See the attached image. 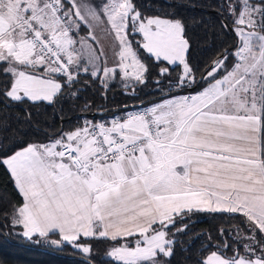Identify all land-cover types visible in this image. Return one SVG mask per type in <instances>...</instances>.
Wrapping results in <instances>:
<instances>
[{"label": "snow or ice", "instance_id": "1", "mask_svg": "<svg viewBox=\"0 0 264 264\" xmlns=\"http://www.w3.org/2000/svg\"><path fill=\"white\" fill-rule=\"evenodd\" d=\"M220 9L234 46L198 81L181 19L146 16L133 0H0V103L74 97L81 76L104 90L119 79L135 95L150 71L140 49L159 86L148 105L82 118L0 155L22 198L4 227L67 243L85 264H94L93 240L106 243L104 264H171L189 214H237L243 226L209 236L192 264H264V0ZM97 29L112 37L111 62Z\"/></svg>", "mask_w": 264, "mask_h": 264}, {"label": "trees", "instance_id": "2", "mask_svg": "<svg viewBox=\"0 0 264 264\" xmlns=\"http://www.w3.org/2000/svg\"><path fill=\"white\" fill-rule=\"evenodd\" d=\"M133 2L146 16H168L183 21L191 44L188 58L196 70L198 81L204 67L221 49L234 46V35L222 27V24L230 25L227 13H221L222 0ZM139 54L150 71L147 82L137 86L135 95H131L120 81L110 82L107 90H104L98 81L81 76L79 83L71 90L77 93L74 97L66 91L52 103H0V155L16 150L21 142H43L49 136L59 135L62 130L75 127L82 118L99 119L101 115L120 113L126 110L125 106L130 109L133 105H148L159 99V86L155 83L158 68L141 49ZM175 77L176 72H173L171 77L162 80L161 86L167 89L169 81H174ZM199 87L198 83L183 93L196 91ZM177 91L180 90L173 88V92ZM21 199L8 171L0 168V264H85V255L67 243L55 247L39 236L27 240L11 227H4L6 221L3 213L11 211V206ZM185 222L188 228L178 236L179 242L171 264H192L202 244L209 242V236L212 241L215 238L221 241L217 229L226 231L233 225L243 226L239 215L232 214L230 217L227 213L193 212ZM50 239L58 240L59 236L52 235ZM92 244L94 264H104L106 243L93 240Z\"/></svg>", "mask_w": 264, "mask_h": 264}, {"label": "rangeland", "instance_id": "3", "mask_svg": "<svg viewBox=\"0 0 264 264\" xmlns=\"http://www.w3.org/2000/svg\"><path fill=\"white\" fill-rule=\"evenodd\" d=\"M94 2L99 3V0H94ZM150 16H155V15H150ZM96 32H97V35L101 38V39H100V43L104 46V50H105V52H107L108 57H109V62H111V59H112V51H111V47H110V46H111V43H112V37H110V36H106V34L103 33L100 29H97ZM84 34H85V33H84ZM82 35H83V33H82ZM137 38H139V37H137ZM141 50L143 51V53H145L146 55H148L146 52H144L143 49H141ZM178 71H179V68H178ZM178 71H177V72H178ZM118 81H120V80L117 79L116 82H118ZM120 84L122 85V82H121V81H120ZM14 232H15L16 234H19L20 236H22L24 239L30 240V239L24 237V236L21 234L22 231H21L19 228L15 229ZM50 244H51V243H50ZM51 245H52V244H51ZM52 246H55V245H52ZM55 247H56V246H55ZM103 257H104V253H103Z\"/></svg>", "mask_w": 264, "mask_h": 264}, {"label": "flooded vegetation", "instance_id": "4", "mask_svg": "<svg viewBox=\"0 0 264 264\" xmlns=\"http://www.w3.org/2000/svg\"><path fill=\"white\" fill-rule=\"evenodd\" d=\"M234 226H235V225H233L230 229L234 228ZM219 230H220V228L217 229V236H219V237H220V240L222 241V240L224 239V237H221V235H220V231H219ZM228 230H229V229H228ZM228 230L225 231V236H227ZM229 239H231V238L229 237ZM214 241H219V240H217V239L215 238Z\"/></svg>", "mask_w": 264, "mask_h": 264}, {"label": "crops", "instance_id": "5", "mask_svg": "<svg viewBox=\"0 0 264 264\" xmlns=\"http://www.w3.org/2000/svg\"><path fill=\"white\" fill-rule=\"evenodd\" d=\"M195 91H193V93H194ZM183 94H188V92H186V93H183ZM121 113V112H120ZM111 116V115H110ZM110 116H106V117H110ZM9 173V172H8ZM10 174V173H9ZM11 176V175H10ZM12 178V177H11ZM13 179V178H12ZM13 182H14V179H13ZM15 184V183H14ZM21 231H22V229L21 228H19Z\"/></svg>", "mask_w": 264, "mask_h": 264}, {"label": "built area", "instance_id": "6", "mask_svg": "<svg viewBox=\"0 0 264 264\" xmlns=\"http://www.w3.org/2000/svg\"><path fill=\"white\" fill-rule=\"evenodd\" d=\"M124 111H125V110H124ZM124 111H122V112H124ZM122 112H121V113H122ZM113 115H115V114H113ZM113 115H111V116H113ZM111 116H110V117H111Z\"/></svg>", "mask_w": 264, "mask_h": 264}]
</instances>
